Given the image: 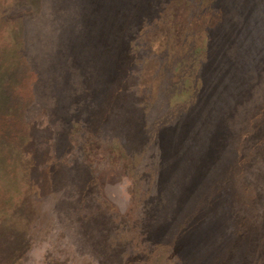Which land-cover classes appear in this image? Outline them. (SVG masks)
<instances>
[{"label":"rangeland","instance_id":"374dc122","mask_svg":"<svg viewBox=\"0 0 264 264\" xmlns=\"http://www.w3.org/2000/svg\"><path fill=\"white\" fill-rule=\"evenodd\" d=\"M160 1L0 0V264H264V0Z\"/></svg>","mask_w":264,"mask_h":264},{"label":"trees","instance_id":"16d2710c","mask_svg":"<svg viewBox=\"0 0 264 264\" xmlns=\"http://www.w3.org/2000/svg\"><path fill=\"white\" fill-rule=\"evenodd\" d=\"M94 2L96 3V1ZM160 3V0H114V2H110L111 11L104 19H100L95 14L93 20L97 26L100 24L114 26V32L111 31L112 37L119 43H124L129 52L128 43L131 41L132 35H135L136 26L150 21L153 18V14L158 12L156 8L160 6ZM88 4L90 6L91 2ZM89 6L85 4V11L89 9ZM94 27L96 28L95 24ZM133 70L134 68L131 73ZM137 116L140 117L139 115Z\"/></svg>","mask_w":264,"mask_h":264}]
</instances>
